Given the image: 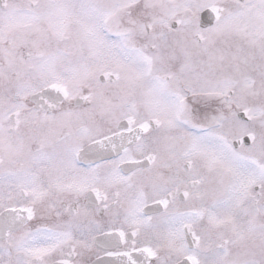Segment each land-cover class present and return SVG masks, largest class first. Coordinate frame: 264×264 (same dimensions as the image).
I'll return each instance as SVG.
<instances>
[{"label": "snow or ice", "instance_id": "snow-or-ice-1", "mask_svg": "<svg viewBox=\"0 0 264 264\" xmlns=\"http://www.w3.org/2000/svg\"><path fill=\"white\" fill-rule=\"evenodd\" d=\"M0 264H264V0H0Z\"/></svg>", "mask_w": 264, "mask_h": 264}]
</instances>
